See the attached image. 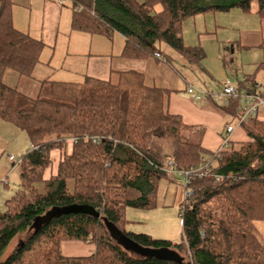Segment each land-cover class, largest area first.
Instances as JSON below:
<instances>
[{"label": "trees", "instance_id": "16d2710c", "mask_svg": "<svg viewBox=\"0 0 264 264\" xmlns=\"http://www.w3.org/2000/svg\"><path fill=\"white\" fill-rule=\"evenodd\" d=\"M66 1L72 29L110 39L120 33L124 58L169 62L160 48L165 44L195 65L204 52L183 42L187 19L232 8L250 12L253 2L264 19V0ZM12 4L0 0V119L24 130L30 147L13 162L20 185L0 211V264H264V245L255 227L264 222V122L257 116L244 120L239 126L248 141L236 147L229 141L210 152L191 137L201 135V129L193 130L168 111L171 91L146 85L135 70L119 71L116 82L90 76L81 82L46 79L35 96H28L8 86L3 76L10 69L30 78L44 43L14 27ZM259 46L263 60L258 67L264 71V38ZM235 86L253 91L258 84L246 76ZM212 106L237 117V100ZM68 138L76 139L71 151L45 178L51 151ZM166 157L175 163L173 169ZM191 168L196 171L188 187L194 192L178 212L179 242L125 229L126 208L153 209L158 182L169 171ZM73 203L89 204L100 216L65 213L30 228L51 207ZM104 218L122 232L121 240L111 235ZM65 240H89L94 250L65 256L60 251ZM9 246L12 250L4 256ZM161 249L174 252L181 262L163 257Z\"/></svg>", "mask_w": 264, "mask_h": 264}, {"label": "rangeland", "instance_id": "374dc122", "mask_svg": "<svg viewBox=\"0 0 264 264\" xmlns=\"http://www.w3.org/2000/svg\"><path fill=\"white\" fill-rule=\"evenodd\" d=\"M255 7L256 3L253 2L250 12L232 8L226 12L200 13L187 19L183 23L182 39L187 45H197L202 48L204 56L200 64H188L174 50L163 44L160 48L164 58L169 62L162 63L166 69L163 67L155 69L157 75L163 74L166 78L174 74L178 78L176 89L180 90L178 95L181 97L186 96L183 89L187 82L201 90L218 94L222 89L220 85L223 80L226 79L235 85L246 76H251L257 82L260 92L263 93L264 71L258 65L263 60L259 43L261 37H264V19H260L255 13ZM71 13L72 9L67 1L58 4L56 0H13L12 4V21L16 29L18 27V30L29 33L44 43L39 61L47 67H42L40 63L39 66L43 69L42 75H49L48 80L81 82L82 75L86 73L102 78L103 66L109 61L110 56L122 50V36L115 32L110 39L100 34L72 29ZM223 60L227 61L226 67H223ZM167 64L170 67H167ZM169 68L171 71H168ZM11 72L14 71L11 70ZM149 73H153L152 70H149ZM111 81L116 82V79L112 78ZM19 83L20 91L23 92L29 87L27 93L31 95L34 93L33 88L36 83L33 78L20 76ZM223 101L224 99L217 100V104L225 105ZM226 120L234 124L237 122L230 118ZM1 123L0 132L7 135L11 141L8 155H12L16 160L29 146L27 134L12 124ZM193 130L196 129L193 128ZM201 133H203L202 130ZM191 137L194 141H198L200 135L193 134ZM237 144L234 143L233 146L236 147ZM206 158L210 159L207 155ZM211 161L212 164L216 163V160ZM1 164H4L3 167L8 172L4 181L7 184L6 188L16 191L20 185L17 165L6 158L5 154L0 156ZM138 210L136 215L129 216V219L134 221L132 223L134 228L132 229L129 225L130 228L126 226L125 229L137 233L148 231L147 234L150 232V235L155 238L172 242L180 241L178 208L167 213V216L156 213L155 209ZM258 224H261L259 228ZM258 224L255 223L257 236L264 245V222ZM11 250L12 246H9L4 256ZM62 253L78 255L82 254V251L78 250L74 253L62 247Z\"/></svg>", "mask_w": 264, "mask_h": 264}, {"label": "crops", "instance_id": "0c3cea01", "mask_svg": "<svg viewBox=\"0 0 264 264\" xmlns=\"http://www.w3.org/2000/svg\"><path fill=\"white\" fill-rule=\"evenodd\" d=\"M56 1L58 4H63V2L66 0H62L61 2L59 0H56ZM43 31H45L44 28H43ZM263 38L264 37H261V40ZM36 39H39V38H36ZM122 43H123V40H122ZM120 54L121 52L110 56L109 61L103 66V77L102 78H98V77H95V75L86 73L82 75V80L85 76H90V77L103 79V80H110V81L112 80V78H115L117 81L119 71L135 70V71L141 72L143 74L144 82L146 85L166 88L171 91L169 95V99H168V104H167L168 111L173 114H178L185 124L192 126L196 130H200V129L202 130L203 133H201L200 135L199 142L206 150L210 152H214L220 149L221 146H223V141H224L223 138L225 136L226 127L228 125L233 126V130L228 134V138H227L228 141L232 143H240V142H245L249 140L243 128L240 127L239 125H236L237 122L234 124L233 122L226 120V118L232 119L230 115L223 114L219 110H216L213 108L212 102H216V101L209 99L208 101L201 102V101H197L193 99V97L186 92L187 86L192 85L191 83L187 82L183 89V92L188 97L179 96L178 91L180 90L176 89L177 88L176 81H178L177 80L178 78L174 74L166 78L163 77V74L158 76L157 71L155 70V69H159L160 67H163L164 69H166L165 68L166 66L162 64V63H165L166 61L155 60L152 57L142 58V59L124 58ZM39 63L42 65V67H47V65L42 64L41 61H39L35 65L33 72L31 74L32 76L28 78V79L33 78L35 80L36 84L34 88L36 89L33 88L34 93L32 95L31 93H27L28 92L27 90L30 89L29 87H27L23 92L21 91L22 93L25 92L24 94L28 96H35L38 92L40 82L42 80L48 79L47 77H49V75H42L43 69L40 68ZM167 67H170V65L167 64ZM149 70H152L153 73H149ZM168 71H171L170 68L168 69ZM19 79H20V76H18V74H15V72H11L10 69L6 70L3 76V80H5L4 82L8 86L15 87L17 89L19 86H21V84L19 83ZM205 92L210 93L208 91H205ZM257 119L264 122V105L259 108ZM224 120H225V123L223 124ZM1 122L9 124L0 119V125H2ZM72 144L73 143L68 138L62 148L53 149L51 151L50 153L51 165L44 173L45 178H48L51 174H54L56 172L58 162L61 160L64 153H68L71 151ZM29 147H30V143H29L28 148ZM10 148H11V141L9 137L0 132V156L5 154L6 158H8L9 156L8 151H10ZM3 165L2 164L0 165V211L4 209L5 200L11 197L15 192V191L13 192L6 188L7 184L4 181H5V178L8 172L5 171V167H3ZM183 191H184V184H183L182 178H180L177 174H174L171 171H169L168 177L162 178L158 182L157 190H156V197H155L156 204L153 210L155 209L154 211L156 213L158 214L162 213L163 215L167 216V213L169 214L171 211L174 210V208L180 209V206L183 203ZM134 209L136 210L131 209V207H128L125 209V215L128 220V223L126 226L129 227V225H131L130 227L132 229L134 228L132 226V223H134V221L132 219L130 220L129 216L131 214L136 215L137 213L136 211L138 209L137 208H134ZM256 223L258 224L260 222H256ZM259 225L261 226V224L257 225L258 228H259ZM145 232L147 233L148 231H145ZM148 234H150V232ZM90 243L91 242L89 240L87 241L65 240V241H62L60 244V251L62 253V247H63L64 250H71L74 253H77L78 250L82 251V254H78V255H66L62 253L65 256L89 255L94 250V245H91ZM173 243H177V242L175 241Z\"/></svg>", "mask_w": 264, "mask_h": 264}, {"label": "built area", "instance_id": "2783aa9c", "mask_svg": "<svg viewBox=\"0 0 264 264\" xmlns=\"http://www.w3.org/2000/svg\"><path fill=\"white\" fill-rule=\"evenodd\" d=\"M60 2L62 0H59ZM155 56H159L158 53ZM221 91L218 94L215 93H207L193 85H188L186 88V92L193 97V99L201 102L208 101L211 98L213 101L222 100L224 99V103L227 104L229 100H237L239 102V108L237 110V125H240L241 122L247 120L251 117H255L258 114L259 108L264 105V96L259 91L258 86L253 91H239L236 89L235 85H232L228 80H223L221 82ZM233 130L232 125H228L226 127V133L224 136L223 146H226L228 141V134ZM71 142L74 143L76 141L75 138H70ZM96 139H94L95 141ZM9 160L12 162L20 161V157L15 160L12 155L8 156ZM166 164L167 167L173 169L175 163L170 157H166ZM196 171V169H189V170H175V173L182 178L184 184V191H183V203L188 202L190 197L193 195V189L188 187V183L191 179V176ZM222 176L215 175V178L221 179Z\"/></svg>", "mask_w": 264, "mask_h": 264}, {"label": "water", "instance_id": "95a60500", "mask_svg": "<svg viewBox=\"0 0 264 264\" xmlns=\"http://www.w3.org/2000/svg\"><path fill=\"white\" fill-rule=\"evenodd\" d=\"M85 213L89 215H93L95 217L100 216L99 212L91 205L89 204H68L65 206H54L51 207L49 210H47L43 215L36 216L32 222V225L30 228H39L43 223H46L49 221L52 217L59 216L60 214L65 213ZM106 228L111 233L113 237L116 239L122 238V232L110 221H108L106 218L103 219ZM160 253L163 257L167 259H173L177 262H181V258L177 256L174 252L167 251L165 249H161Z\"/></svg>", "mask_w": 264, "mask_h": 264}]
</instances>
